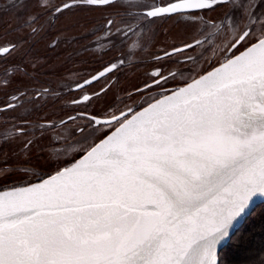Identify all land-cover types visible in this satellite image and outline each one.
I'll return each mask as SVG.
<instances>
[{"label":"snow or ice","instance_id":"obj_1","mask_svg":"<svg viewBox=\"0 0 264 264\" xmlns=\"http://www.w3.org/2000/svg\"><path fill=\"white\" fill-rule=\"evenodd\" d=\"M11 6L32 27L42 15L75 5L12 0ZM262 6L264 0L143 5L149 18L230 9L211 26L233 33L230 47H246L143 111L113 115L115 133L71 167L0 191V264H223L220 250L264 200Z\"/></svg>","mask_w":264,"mask_h":264},{"label":"rangeland","instance_id":"obj_2","mask_svg":"<svg viewBox=\"0 0 264 264\" xmlns=\"http://www.w3.org/2000/svg\"><path fill=\"white\" fill-rule=\"evenodd\" d=\"M65 1L67 0H51V3L60 5ZM258 1L256 0L257 3ZM45 2H48V0H45ZM153 2L155 0H139L129 2V4H138L139 6L135 7L140 8ZM11 3L12 0H0V47L16 45L15 50L10 55L0 53V168L7 169V174L0 175V188L30 182L50 175L64 167V165H55L57 160H64L77 153L76 151L83 148L82 146L86 143L85 149L100 140L97 136L101 133L100 130L106 127H95L92 125L91 120L80 118L60 125L62 118L73 110L68 108L70 107L68 97H72L74 94L65 97L64 95H57V92H68L64 90L63 84H61L64 76L63 70L68 67V57L83 54L82 45L80 44L82 40L80 41L76 36L85 31L84 25L86 24L89 30L94 25L96 18L105 21L110 15H116L115 12L119 11L120 7L124 9L127 7L125 5L119 6V8L114 6L94 10L79 8L72 13L62 12V14L56 16L59 21L56 22L54 29H51L50 15H43L37 23L39 25L37 31L33 33L32 27L19 26L23 15L13 8ZM226 9L223 8L222 10ZM133 11L134 9L125 10L124 14L127 16H122V13H120V18L145 17L142 14L139 16V13H136L137 16H133L131 15ZM259 11L264 13V6L260 7ZM185 26L186 22L181 26L170 25L167 32L164 30L159 35L161 44L169 47L193 38L196 35L194 33L196 30L193 31L192 28H185ZM208 28L212 29L213 27L209 24ZM48 30H53L54 33L66 40L71 39L74 35L78 41L77 43L72 42L71 45L68 44V41H65L66 47L62 46L58 50L51 51V37L47 34ZM141 35L142 33L137 41L132 42V45L136 46L137 49L140 48V41L143 44L145 43L144 40L147 39V37H144L145 35ZM212 37L210 35L206 42L200 45L198 49L196 48V51L194 50L199 54L198 60H201V63L206 58L204 56L208 49H212L211 46L214 45L219 50L212 57L215 63L225 60L231 54L230 51L225 54L223 50L224 43H228L229 36L227 34L219 42L218 40L210 41ZM101 44L103 45L105 42ZM128 50L126 56L137 62L140 54H133L130 48ZM18 54L24 56V64L27 65V68H23L21 59V63H18ZM193 54L192 52L191 54L190 52L186 53L185 57L193 56ZM185 57L183 56V58ZM12 65L16 69L9 74L10 80L8 83L4 84L2 81L4 67L8 68ZM185 68L187 67H183L181 70H186ZM190 68L189 66L187 69L191 73L194 69L191 68V70ZM142 72H145L144 66L139 69L137 74ZM188 72H183L176 78H183L189 74L188 79H190L191 74ZM134 81L136 83L137 79ZM135 85L137 86V83ZM8 103L13 104V107H7ZM127 104L125 103V105ZM3 105L6 106L2 109ZM142 105L135 104L132 108ZM85 107L89 108V106ZM81 124H85V129L78 132L77 127ZM29 141H31L30 144ZM26 144L28 145L27 148H25Z\"/></svg>","mask_w":264,"mask_h":264},{"label":"flooded vegetation","instance_id":"obj_3","mask_svg":"<svg viewBox=\"0 0 264 264\" xmlns=\"http://www.w3.org/2000/svg\"><path fill=\"white\" fill-rule=\"evenodd\" d=\"M132 1L136 2L139 0H117L114 5L118 6L116 8L125 5L127 7L125 9L120 7L121 11L119 9V11L115 12L116 15H110L105 21L101 18H96L94 25L91 26L89 30L85 24V31L76 36L80 41L82 40L80 44L82 45L83 54L67 58L68 67L63 70L64 76L61 84H63L64 90L68 92H57V95H64L65 97L74 94L72 97H68V104L70 105L68 108H72L73 110L62 118V123L60 125L80 118L91 120L92 125L95 127H106L100 130L101 133L97 136L98 139H101L116 126L117 122L113 120L109 123H103L100 121V118H113V115L117 117L121 115V113L129 111L135 104L144 105L154 98L165 94L169 89H176L182 86L190 81L191 78L193 79V77L206 72L225 61L230 56L239 53L246 47V45H243V42L237 44L236 47H230L233 33L229 32L227 29L215 33V28H208L209 24L213 21L219 23L223 14L230 11V9L222 10L223 8H216L215 11L207 9H190L178 14H166L160 17L149 18L144 15V12L147 11L145 7H130L129 2ZM172 2H174V0H155V2L148 5L164 6ZM63 3L75 5L69 9L63 10L64 13H72L79 8L84 10L110 8L103 4L85 6L81 1L77 0H67ZM133 9L134 11L132 13L130 12L131 15L137 16L138 14L136 13H139V16L142 14L145 17L120 18V13H122V16H127L124 14L125 10ZM30 10L34 12L37 11L35 8H31ZM45 15L48 14H44V16ZM50 20L52 21L51 29H54V27H56V22L59 20L53 15H50ZM110 20L113 22L111 25L108 23ZM184 22H186L185 28L190 27L193 31L194 29L196 30V32H194L196 35L193 38L169 47H165L161 44L159 35L164 30L167 32L170 25L181 26ZM23 25L25 24L22 17L19 26ZM32 27L38 29L37 27H39V25L36 23ZM141 33V36L145 35L144 37H147V39L144 40L145 43L143 44L142 41H140L141 39L138 40L140 41V48L138 47L137 49L136 46L132 45V42L135 40L137 41ZM47 34L51 37V51L58 50V48L62 46L66 47L65 41H68L70 45L72 42L75 41L77 43L78 41L74 35H72V38L69 40L63 39L60 35L54 33L53 30H48ZM226 34L229 38L228 43H224L223 50L225 54L229 51L231 54L227 56L225 60L215 63L212 57L215 56L219 50H217L215 47L216 45H214L211 46L212 49H208L204 56L206 58L201 63V60H198L199 54L194 52V50L196 48L198 49L200 45L206 42L208 38H210V35L213 36L210 41L218 40L219 42ZM197 41H202V43H197ZM102 42H105V44L102 45ZM186 45H191V47H185ZM133 46L137 50H134ZM128 48L132 49L133 54H140L137 62L126 56L129 51ZM174 49H179V51H174ZM189 52L190 54L191 52L194 53L193 56L185 57V54ZM165 53H168V55H165ZM183 56L185 58H183ZM17 59H19V64L21 63V59L23 68H27V65L24 64V56L19 55ZM112 65H115V67H111ZM15 66H17V64H15ZM143 66L145 72L137 74L139 69L143 68ZM189 66L194 69L192 70L190 68L192 70L191 73L188 72L189 70L187 69ZM183 67H187L185 68L186 70H181ZM5 68L6 67H4L2 73V81L4 84H7L10 80L9 74L16 68L13 65L12 67L6 68L7 70ZM106 69L109 70L105 71ZM168 70L170 74H168ZM183 72L190 73L191 78L188 79L190 76H188L189 74L187 73L188 75L183 77L184 79L179 77L177 79L176 77ZM100 73H103V75H100ZM94 77L95 79H93ZM135 79H137V86L135 85ZM85 97H87V99H85ZM125 103L128 104L125 105ZM7 105H9V103ZM5 106L6 105H3L2 109ZM84 106H89V108H84ZM84 125L85 124L79 125L77 131L82 132L85 129ZM85 145L82 146L83 148L77 150V153L64 160H57L55 165L65 166L71 164L91 147L88 146L89 148L87 147V149H85ZM93 145L94 144H92V146Z\"/></svg>","mask_w":264,"mask_h":264},{"label":"trees","instance_id":"obj_4","mask_svg":"<svg viewBox=\"0 0 264 264\" xmlns=\"http://www.w3.org/2000/svg\"><path fill=\"white\" fill-rule=\"evenodd\" d=\"M220 259L223 264H264V203L231 237Z\"/></svg>","mask_w":264,"mask_h":264},{"label":"water","instance_id":"obj_5","mask_svg":"<svg viewBox=\"0 0 264 264\" xmlns=\"http://www.w3.org/2000/svg\"><path fill=\"white\" fill-rule=\"evenodd\" d=\"M243 51H244V49H243L242 51H240L239 53L230 56L229 58H231V57H233V56H238V55H240V53L243 52ZM229 58H227V59H229ZM227 59H226L225 61L221 62L220 64L214 66L213 68L207 70L206 72H203L201 75H199V76H197V77L191 79L190 81H188L187 83L183 84L182 86H180V87H178V88H176V89H171L170 91L166 92L165 94H163V95H161V96H159V97H157V98H154V99L151 100L150 102H148V103H146V104H144V105H142V106H140V107L131 108L129 111L125 112L124 114H125L126 116H128V117H131L134 113H139V112L143 111L144 109L148 108V106H149L150 104H154L157 100H160V99H162L163 97H166V96L172 95V94H173L174 92H176L177 90L184 88L187 84H190V83H192L194 80H198L200 77H202V76H204V75H206V74L212 72L215 68H218V67H220L221 64L225 63V62L227 61ZM117 117H119L120 119H123V118H124V117L121 116V115H119V116H117ZM100 119H101L100 121L103 122V123H109V122H112V121L114 120L113 118H100ZM115 121H116V120H115ZM116 127H118V124H116V126H115V127H114V128L108 133V134H106L104 137H102L100 140H98L93 146H91V147H90V148H89V149H88V150H87L82 156H80L78 159H76V160H75L74 162H72L71 164L62 167L61 169L66 168V167H71L72 165H74V164H76L78 161H80L84 156L87 155V153L91 150L92 147H95L96 145L100 144L101 141L105 140L108 136L113 135V134L115 133ZM61 169H59V170H61ZM59 170H57V171H59ZM57 171H55V172L51 173L50 175H47V176H45V177H43V178H41V179H37V180H33V181H30V182H26V183H20V184H16V185H11V186H7V187H4V188H0V191H8V190H11L13 187H23V186H27L28 184H37V183H40L41 180H46L49 176L55 175V173H56ZM262 203H264V200H262V201H257L256 204L252 207V210H251V212L249 213L248 217L253 213V211L255 210V208H256L257 206H259L260 204H262ZM248 217H247V218H248ZM246 220H247V219H246ZM246 220H245V221H246ZM245 221L243 222V224L245 223ZM243 224H242V225H243ZM242 225H241V226H242ZM241 226H240V227H241ZM240 227H239V228H240ZM239 228H238V229H239ZM235 233H236V231L234 232V234H235ZM234 234H233V235H234ZM233 235H232V236H233ZM229 241H230V240H228V241L226 242V244L223 246L222 250H223L224 247L228 244ZM222 250H220V252H219V257H220V253H221Z\"/></svg>","mask_w":264,"mask_h":264},{"label":"bare ground","instance_id":"obj_6","mask_svg":"<svg viewBox=\"0 0 264 264\" xmlns=\"http://www.w3.org/2000/svg\"><path fill=\"white\" fill-rule=\"evenodd\" d=\"M258 5L260 4V0L258 1V3H257Z\"/></svg>","mask_w":264,"mask_h":264}]
</instances>
